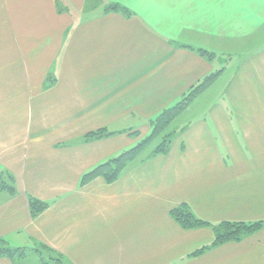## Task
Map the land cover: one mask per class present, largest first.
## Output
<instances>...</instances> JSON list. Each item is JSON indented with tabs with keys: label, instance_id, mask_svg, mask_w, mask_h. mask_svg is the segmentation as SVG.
Here are the masks:
<instances>
[{
	"label": "crops",
	"instance_id": "0c3cea01",
	"mask_svg": "<svg viewBox=\"0 0 264 264\" xmlns=\"http://www.w3.org/2000/svg\"><path fill=\"white\" fill-rule=\"evenodd\" d=\"M262 29L264 0H0V177L15 179L0 191V245L28 252L0 264H40V245L64 264H264V229L189 258L213 231L170 215L264 222V43L234 60L229 42ZM220 71L186 109L218 96L176 124L168 154L80 185ZM103 128L113 135L84 140ZM30 198L49 207L32 218Z\"/></svg>",
	"mask_w": 264,
	"mask_h": 264
},
{
	"label": "trees",
	"instance_id": "16d2710c",
	"mask_svg": "<svg viewBox=\"0 0 264 264\" xmlns=\"http://www.w3.org/2000/svg\"><path fill=\"white\" fill-rule=\"evenodd\" d=\"M108 11L125 12V9L112 5ZM198 53L203 58L212 60L216 57L211 52L205 50H198ZM222 72H217L206 77L200 84L193 87L183 99L175 104L173 107L164 110L153 121H151L150 135L142 140L136 147L126 151L117 158L111 159L103 164L98 165L91 171L85 173L80 180V185L84 186L97 178H103L107 184L115 183L121 174L125 171L127 166L139 159L146 149L156 140L159 136L165 133L175 119L207 88H209L219 77ZM113 133L109 132L106 128H103L97 132H91L84 137L85 141L103 140L109 138ZM171 135V134H170ZM170 135H165L162 143L155 148L154 154L166 155L169 152ZM172 136V135H171ZM0 191H6L9 194L15 192V179L8 172H3L0 177ZM49 207L48 203L39 201L37 199H29V210L32 218H36L43 213ZM173 220L185 230L200 229L203 227H210L214 234V240L210 245L204 246L197 251H194L189 255V258H198L204 255L209 250L220 247L227 243H240L246 237L251 236L264 229V222L253 223H239V222H222L217 225H212L203 220L198 219L189 209L188 206L182 205L170 213ZM35 253L39 255L40 264H64L61 256L55 254L47 247L40 245L35 250ZM48 254V256L45 255ZM28 252L26 249H10L0 245V258H8L9 260L26 258Z\"/></svg>",
	"mask_w": 264,
	"mask_h": 264
},
{
	"label": "rangeland",
	"instance_id": "374dc122",
	"mask_svg": "<svg viewBox=\"0 0 264 264\" xmlns=\"http://www.w3.org/2000/svg\"><path fill=\"white\" fill-rule=\"evenodd\" d=\"M99 8V7H98ZM91 9H89L88 11H90ZM92 11V10H91ZM15 30L14 29H9L8 30V34H9V36H11V35H15ZM230 43H231V46H230V48H231V50L232 51H234V52H236V54L237 55H234L233 57H232V59H234V60H238L239 59V56H243L245 53H247V50H250V49H254V48H256L254 45H252V44H257V45H260V44H263L264 43V29H262V31L261 32H257V33H254L250 38H249V43L251 44V45H244L243 43H239V42H231V41H229ZM246 43V42H245ZM242 45V46H241ZM206 51V50H205ZM209 52V51H208ZM214 55H216L215 53H213ZM228 64L230 63V62H227ZM216 65H217V68H218V70H220V69H222L223 68V66L225 65V63H223V62H221L220 61V64L218 63V62H216ZM230 68H232V66L230 67ZM218 90V89H217ZM218 95H216V94H211V97H208V98H204L203 100H201L198 104H197V106H195V108H191V109H186L182 114H180L178 117H177V120L175 121V122H173L171 125H170V127L165 131V133L164 134H162L161 136H159L156 140H154L153 142H152V144L148 147V149H146V151H145V153L143 154V156H142V158L143 157H146L147 155H149L150 153H152V152H154V150H155V148L156 147H158L161 143H162V141H163V138L165 137V135H172L173 134V132L176 130V124L177 123H179V124H181L182 122H184V121H186V120H188L192 115H195V114H197V112H200V109L201 110H204L205 108H207V106L210 104V102H211V100L212 99H214V98H216ZM77 113H79L80 111H76ZM115 128V127H114ZM99 130H101V129H99ZM99 130H93V131H91V132H97V131H99ZM90 132V133H91ZM89 134V133H88ZM170 135V138H168V139H171V136ZM146 139V138H145ZM144 140V139H143ZM142 142V141H141ZM141 142H139V143H141ZM139 143H135L134 145H132L131 147H130V149H128V150H126V151H129V150H131V149H133L134 147H136ZM126 151H124L123 153H125ZM123 153H121V154H123ZM120 154V155H121ZM118 157V156H117ZM139 159H141V157L139 158ZM109 161V160H108ZM107 162V161H106ZM105 163V162H104ZM1 172V171H0ZM1 175H2V173H1ZM29 258L28 259H33V257H36V255H34V254H30L29 253ZM46 256H48L47 254H45ZM57 255H59V254H57ZM59 256H61V255H59ZM62 257V256H61ZM8 259V258H7ZM62 259H63V257H62ZM223 259H222V256H220V255H217L216 256V261H222ZM11 262H13V263H16V261L15 260H12ZM33 263V261L32 260H28L27 262H26V264H32Z\"/></svg>",
	"mask_w": 264,
	"mask_h": 264
}]
</instances>
